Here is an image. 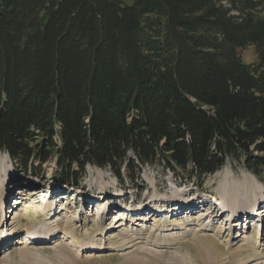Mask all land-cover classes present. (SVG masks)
I'll list each match as a JSON object with an SVG mask.
<instances>
[{"label":"trees","instance_id":"obj_1","mask_svg":"<svg viewBox=\"0 0 264 264\" xmlns=\"http://www.w3.org/2000/svg\"><path fill=\"white\" fill-rule=\"evenodd\" d=\"M0 149L63 187L88 166L263 180L264 0H0Z\"/></svg>","mask_w":264,"mask_h":264},{"label":"rangeland","instance_id":"obj_2","mask_svg":"<svg viewBox=\"0 0 264 264\" xmlns=\"http://www.w3.org/2000/svg\"><path fill=\"white\" fill-rule=\"evenodd\" d=\"M126 1L131 2V0ZM241 56L246 63H254L256 61L255 48L249 46L243 49L241 51ZM0 168L4 171L0 178V183L3 184L7 182L6 188L9 190L5 193L3 188H0V221L2 217L5 218V215H7V224L10 225L14 223L12 219H9L10 216L11 218L14 216L11 213L12 211L23 217V219L17 223V226H12L13 229L19 230V234L15 235L4 248L0 245V264H173V260L176 259V257H187L190 258L194 264H203L199 257L201 254L198 255L191 245L192 236L184 235V230L168 231L165 233V236H176L179 234L181 235V240L169 242L161 248L157 247L153 242H149L147 245L145 243L140 244L139 247L145 246L159 255L158 258H149L142 252L138 253L137 250H135L136 248L123 250L124 247H122V244L124 240L123 237L119 235V230L117 232L115 230L114 235L109 233L108 235L103 234V236L100 237L99 233L103 232V230H101L102 224L95 220V215L97 213H103L105 219L109 220L111 225L114 226L117 223V221L112 222L113 218H115L114 213L122 211L124 214L123 220H126L129 226L135 224L134 228L136 229V226L140 224L138 221H144L142 219L143 215L138 214L139 211H136L134 214H129L125 211V207L131 205L135 206L134 208L136 209L145 210L143 206L148 204V202L168 195L170 191L174 192L175 195H180V193L190 190L191 195L184 196L183 198L185 200L197 199L204 203L207 202V205L209 202V207L214 208L213 206L215 205L213 204H216V200L220 203L219 197L222 187L227 184H240L249 180L258 189L263 190L264 188V178L263 180L257 179L243 167L233 166L231 164H228L214 175L207 177L202 183L189 179L180 180L176 178L173 172L158 166H145L141 171L139 187L133 185L129 179L123 183L120 182L109 169H100L93 166L87 167L86 175L81 184L63 187L54 177L56 169L54 164H45L38 174H33L14 164L9 158V155L1 149ZM6 172H8V175L11 177L10 181H6ZM93 185L94 189H91ZM97 186L105 187L106 190H98L96 189ZM42 190L45 192L53 191V196H59L52 200L53 203L61 201L57 204V211L59 214L54 217L48 212L44 213L42 205L44 206L45 202L43 201L47 199L46 197L44 198L45 195H42L45 193ZM8 192L10 193L8 194ZM17 192L25 194L18 195ZM34 192L36 196L32 198L31 194ZM27 197L28 199H24ZM251 197L256 198V193H252ZM17 200L19 204L16 205L15 202ZM6 202V210L10 211H8V214H5L2 210L3 203L5 204ZM26 202L27 204L24 205ZM84 203L87 204L88 208L85 209L86 211H81L80 213L78 207L82 206ZM160 204L155 205V203H153L152 205H155L153 207L159 208L160 211L166 209L168 211L170 207L168 202L164 204V207ZM34 205H36L38 211L40 210L42 213H38L36 210L28 211V209H31V206ZM92 206H96V210H91L90 208ZM225 206L227 209H231L230 205L225 204ZM177 207L174 213L170 215L164 213V211L156 214L155 217H157V220L150 223L145 234L152 232L156 226H162L163 229L166 224H170L171 222H173V225L177 224L179 220L178 217V219L175 217L177 216L175 213ZM199 208L200 209H196L194 212L196 213L198 210L204 208V205ZM187 209L189 210L191 208L185 207V210ZM108 214H110L111 218L108 217ZM217 214L226 216L227 213L217 212ZM128 216L132 218H128ZM190 217H200V215L183 216L181 219L186 221L188 218L190 219ZM243 217L244 216L239 215L236 224L232 226L237 229L235 235L238 234V236H241L235 240V242H232V245L228 244L226 241L229 239L227 238L228 234L216 232L218 229L217 227H221L222 224L223 230L230 227L229 224L225 222V217L215 219L212 223L213 227L208 232H201V234L208 239L203 241V245L214 251V261H216H213V264H236L237 259H242V256H250L252 254V250L249 249L252 247L251 245L245 246L244 249L246 251L244 250L243 253H241L242 256L238 254V257L234 261V253L243 243V241L241 242L242 236H246L252 242L257 243L260 239L262 240V238L264 240V216H261V219H254L251 223L243 219ZM58 222L59 224H57ZM142 224L143 222H141V225ZM64 226L69 234L66 235L65 233H61L58 237L50 241L33 243L26 239L28 235L26 231L28 228H31L33 234L34 232H38L39 235L44 236L47 234L51 235L55 230H59ZM189 227L193 230L199 226L190 223ZM7 229L8 226L0 228L2 234L1 238L5 237ZM141 229L146 230L145 227ZM137 230H140V227L139 229L137 228ZM219 231L222 232V230ZM155 233L160 234V230H157ZM216 233H219V235ZM258 237L260 238L259 240ZM212 239L215 241L216 247H213L211 242ZM151 240L154 241L155 239ZM157 243L160 242L157 241ZM93 244L97 247H99L100 244H104L109 246L110 249L89 250L88 247ZM256 252L260 254L261 251L257 249ZM248 264H264V258L256 259Z\"/></svg>","mask_w":264,"mask_h":264},{"label":"bare ground","instance_id":"obj_3","mask_svg":"<svg viewBox=\"0 0 264 264\" xmlns=\"http://www.w3.org/2000/svg\"><path fill=\"white\" fill-rule=\"evenodd\" d=\"M3 170H1L0 168V178L3 175ZM7 175V180L6 181H10L11 177L8 175L9 173L6 172ZM243 183V184H242ZM240 184H227L225 186L222 187L221 192H220V197H219V201L220 203H218V201L216 200V204H213L215 206L209 207L210 203L208 202V205L202 201H198L197 199H191V200H185L183 197L184 196H188L191 191H184L182 193H180V195H175L174 192H168V195H165L159 199H154L152 200V202H148V204H146L145 206V210L142 209H136L134 208L135 206H131V205H127L124 209L125 211H127L129 214H134L136 213V211H139L138 214L143 215L142 219L144 221H138L140 222V224H138L136 227L140 230H137V228L135 229V224H133L132 226L127 225V221L123 220V216L124 214L122 213V211H118L114 213V217L112 222L117 221L116 225L112 226L109 220H106L104 217L103 213H100V222H101V230H103L102 233H99V236H103V234L108 235L109 233L112 235H114V231L116 230V232L119 230L120 231V236L123 237V244L122 247L123 250L124 249H133L136 248L135 250H137L138 253L142 252L145 256L149 257V258H158V254L155 251H151L149 250L147 247H142L139 245L140 244H146L149 242H153L157 247L161 248L164 247L165 245H167L169 242H175V241H180L181 240V235H176V236H165L164 234L167 233L168 231L172 232V231H179V230H184V235H190L192 236V246L194 247L195 251L197 252V254H201L199 257L202 261L203 264H213L214 261V251L211 248H207L206 246L203 245V241L204 240H208L206 238V236H203L201 234V232H208L212 227V223L215 219H220V217H224V216H220L218 213L220 212H225L227 220L230 221L228 228H225V230H223V224L221 227H217L218 229L216 230V232H220L221 234H228L227 238H229L227 241L228 244L232 245V242H235V240H237L238 238H240L241 236H238V234L235 235L237 229L236 227H232L234 224H236L238 216H244L243 219L247 220L249 223H251V221H254V219H261V216H264V188L263 190L258 189L251 181L246 180L245 182H242ZM7 182L1 184L0 183V188H3V191L5 193H7V191H9L7 188ZM91 189H94V185L91 187ZM96 189L98 190H106L105 187H99L97 186ZM38 191V190H37ZM43 191V190H42ZM45 192V191H43ZM53 191H48L45 192L42 195H45L44 198L46 197L47 202L44 203L45 205L43 207L44 209V213H50V215L56 216L57 214H59V212L57 211V203H53L52 200H54L55 197H59L57 195L53 196L52 194ZM193 192V191H192ZM256 193L257 197L256 198H252L251 194L252 193ZM10 192H8L9 194ZM18 193V192H17ZM22 193V192H21ZM20 192L18 193V195L21 194ZM25 193L21 194L24 195ZM32 195V198L36 196L35 192ZM191 195V194H190ZM19 198V197H18ZM21 199V198H20ZM19 199V200H20ZM23 199V198H22ZM24 199H28L24 198ZM30 201V200H28ZM215 201V200H213ZM8 202V201H7ZM7 202L2 206V210L4 211V213L8 214L9 212L6 210V204ZM44 202V201H43ZM170 204V207L166 210H159V208L153 207L156 204H160L164 207V204L167 203ZM29 203V202H28ZM34 203V202H32ZM153 203H155V205H152ZM15 204H19V201L17 200L15 202ZM27 204L24 203V205ZM226 205H230L231 209H227ZM181 205V206H179ZM204 208H202L199 212V210L195 213L194 211L196 209H200L199 207L203 206ZM206 205V206H205ZM179 206V207H177ZM141 207V206H140ZM177 207L176 210V214L177 216H175L176 218L178 217L179 220L177 221V224L173 225V222H171L170 224H166V226L162 229V226H156L155 229L148 233L145 234V231H147V227L150 225V223L152 221H156L157 217H155L156 214L161 213L164 211V213L166 214H172L174 213L175 209ZM186 208H191V209H187ZM229 207V206H228ZM229 207V208H230ZM94 208H97L96 206ZM93 208V209H94ZM63 209V208H60ZM29 210H36L38 211V207L36 205L31 206V209ZM27 212V211H25ZM42 213L40 210L38 211V213ZM194 212V213H193ZM14 216L13 218H11V216L9 217V219H12V221L14 223H11L10 225L7 224V218L8 216L5 215V218L2 217L1 221H0V225L1 227H5L8 226V229L6 230L5 233V237L1 238V230H0V245L3 246V248L5 246H7L9 244V242L12 240V238L19 234V230H15L13 229V225L17 226V223L20 222L21 219H23L22 215L17 214L16 212L12 211L11 212ZM43 213V214H44ZM0 214H1V209H0ZM99 214V213H98ZM111 214V213H110ZM110 214H108V217L111 218ZM152 214V215H151ZM200 215V217H190V219L188 218L186 221L182 220L181 218L183 216H194V215ZM118 215V216H116ZM174 215V214H173ZM113 216V215H112ZM152 216V217H151ZM52 217V218H53ZM107 217V218H108ZM127 217V216H126ZM135 217V216H133ZM159 217V216H158ZM162 217V216H161ZM167 217V216H165ZM164 217V218H165ZM128 218H132L130 216H128ZM177 218V219H178ZM251 218V219H250ZM130 221V220H128ZM99 222V223H100ZM126 222V223H125ZM141 222H143V224L141 225ZM145 223V224H144ZM190 223L193 225H197L199 227H196V229L190 228ZM59 224V222L57 223ZM0 227V228H1ZM145 227L146 230H142L141 228ZM16 228V227H15ZM161 228V229H160ZM222 228V229H221ZM160 230V234H156V231ZM27 236L26 239L28 241H32L34 242H46V241H50L53 238L58 237L59 234L61 233H65L66 235L69 234V232H67L66 227H62L59 230H55L51 235L47 234L44 236H41L38 234V232H33L31 231V228L27 229ZM112 232V233H111ZM217 235H219V233H216ZM65 235V236H66ZM94 239V238H93ZM151 239H155L154 241H152ZM260 238L258 237V240ZM230 240V242H229ZM160 242V243H157ZM243 241V243L241 244V247L238 248V250L234 253V261L235 259L238 257V254L243 253V251L245 250L244 247L245 246H249L251 245L252 247H250L249 249L252 250V254L248 257L246 256H242V259H237L236 264H248L251 261H254L256 259H263L264 258V240L262 238V240L260 239L257 242H252L250 239H248L246 236H242L241 238V242ZM212 244L213 247H216V244L214 243L215 241L212 239ZM100 243V242H99ZM179 243V242H177ZM149 245V244H148ZM89 250H103V249H110L109 246L104 245V244H100L99 247H97L95 244H93L92 246L88 247ZM248 249V250H249ZM260 250V254H258L256 251ZM87 250V248H86ZM246 251V250H245ZM196 255V254H194ZM183 257V256H182ZM241 258V257H240ZM199 259V258H198ZM174 263L173 264H194V262L187 257H183V258H177L173 260ZM216 261V260H215ZM214 261V262H215Z\"/></svg>","mask_w":264,"mask_h":264}]
</instances>
